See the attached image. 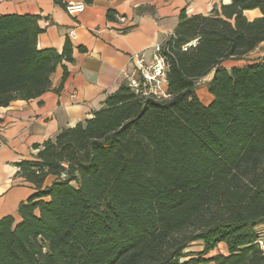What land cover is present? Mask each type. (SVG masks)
I'll return each instance as SVG.
<instances>
[{
  "label": "trees",
  "instance_id": "trees-1",
  "mask_svg": "<svg viewBox=\"0 0 264 264\" xmlns=\"http://www.w3.org/2000/svg\"><path fill=\"white\" fill-rule=\"evenodd\" d=\"M39 19L0 16V108L37 99L73 61L68 39L60 52L37 48ZM263 43L264 0L181 10L162 43L168 100L122 83L16 165L33 192L0 219V264H264V58L247 62ZM210 74L204 106L196 87Z\"/></svg>",
  "mask_w": 264,
  "mask_h": 264
},
{
  "label": "crops",
  "instance_id": "crops-1",
  "mask_svg": "<svg viewBox=\"0 0 264 264\" xmlns=\"http://www.w3.org/2000/svg\"><path fill=\"white\" fill-rule=\"evenodd\" d=\"M65 4L83 3V12L75 16L53 4V0H0L1 15H36L43 32L37 37L38 49L60 52L65 39L72 45V62L62 63L51 76V89L34 100L14 101L0 108V219L16 217L20 203L33 190L17 176L16 165L32 160L45 142L53 140L64 129L73 128L99 109L106 97L123 83L121 73L131 72L132 54L142 52L145 60L152 49L162 44L178 24V15H208L230 0H63ZM112 11L123 16L124 23L106 20ZM252 16L244 12L247 19ZM117 19V18H116ZM123 29V32L119 30ZM83 47L84 52H79ZM256 54L251 60V54ZM247 56V62L264 58V43ZM250 59V60H249ZM244 64L243 61H239ZM227 63V62H225ZM63 67L66 77L62 78ZM212 74L199 81L196 95L207 106L212 96L207 83ZM204 88V100L198 89ZM257 230L264 237V224ZM221 252L223 253V246Z\"/></svg>",
  "mask_w": 264,
  "mask_h": 264
},
{
  "label": "built area",
  "instance_id": "built-area-1",
  "mask_svg": "<svg viewBox=\"0 0 264 264\" xmlns=\"http://www.w3.org/2000/svg\"><path fill=\"white\" fill-rule=\"evenodd\" d=\"M84 8L83 3H69L65 7V12L70 16H75L83 12ZM117 20L120 23L125 22L123 17H117ZM119 32H123V29ZM162 49V44L154 46L149 61L145 60L142 52L132 54L130 57L133 65L132 71L121 73L122 82L139 98L153 101H164L170 98L166 88L168 66L162 55ZM256 243L264 253V237L257 239Z\"/></svg>",
  "mask_w": 264,
  "mask_h": 264
},
{
  "label": "rangeland",
  "instance_id": "rangeland-1",
  "mask_svg": "<svg viewBox=\"0 0 264 264\" xmlns=\"http://www.w3.org/2000/svg\"><path fill=\"white\" fill-rule=\"evenodd\" d=\"M246 14H248V17H251L253 14H252V11H246ZM259 52H256V53H253L251 54L249 57H251V60L257 58L256 57V54H258ZM250 60V59H249ZM242 65L241 62L239 61H228L227 63H225V66L227 68L231 67V66H240ZM206 95V90L204 88H200L198 89V96L199 98L203 99L204 100V97ZM200 250V247L198 244H193L190 248H189V251H199ZM222 248L221 247H218V249L216 251H213L210 253L209 256H213L215 255L217 252H221Z\"/></svg>",
  "mask_w": 264,
  "mask_h": 264
}]
</instances>
